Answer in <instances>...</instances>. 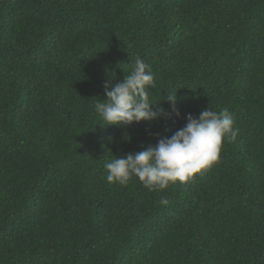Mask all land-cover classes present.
Segmentation results:
<instances>
[{
	"label": "trees",
	"instance_id": "1",
	"mask_svg": "<svg viewBox=\"0 0 264 264\" xmlns=\"http://www.w3.org/2000/svg\"><path fill=\"white\" fill-rule=\"evenodd\" d=\"M137 56L180 116L101 124ZM205 108L239 129L218 162L162 191L107 181ZM0 264H264V0H0Z\"/></svg>",
	"mask_w": 264,
	"mask_h": 264
},
{
	"label": "clouds",
	"instance_id": "2",
	"mask_svg": "<svg viewBox=\"0 0 264 264\" xmlns=\"http://www.w3.org/2000/svg\"><path fill=\"white\" fill-rule=\"evenodd\" d=\"M131 71L122 81H105L106 99L97 100L94 107L103 125H130L133 122L151 121L172 114L180 116L175 91H170L167 100L172 112L163 108L153 110L149 89L155 88V75L151 66L137 56ZM113 78H115L112 75ZM187 122L171 137H165L155 146L143 151L116 155L105 163L107 181L127 186L136 177L148 191H162L177 181L186 183L194 174L218 162L222 144L235 141L239 129L235 118L222 109L217 112L211 108L202 110L198 117L191 113ZM161 203L166 204L167 200Z\"/></svg>",
	"mask_w": 264,
	"mask_h": 264
}]
</instances>
